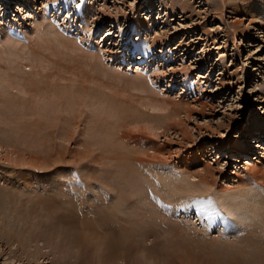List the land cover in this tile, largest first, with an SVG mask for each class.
<instances>
[{
	"label": "rangeland",
	"instance_id": "obj_1",
	"mask_svg": "<svg viewBox=\"0 0 264 264\" xmlns=\"http://www.w3.org/2000/svg\"><path fill=\"white\" fill-rule=\"evenodd\" d=\"M216 1L0 0V264H198L216 247L264 264V223L235 207L264 205V32L251 0ZM94 214L127 229L125 254L100 257Z\"/></svg>",
	"mask_w": 264,
	"mask_h": 264
},
{
	"label": "bare ground",
	"instance_id": "obj_2",
	"mask_svg": "<svg viewBox=\"0 0 264 264\" xmlns=\"http://www.w3.org/2000/svg\"><path fill=\"white\" fill-rule=\"evenodd\" d=\"M221 1V0H220ZM220 1H216V3H215V10L216 9H219V8H222L221 6H223V4L221 5L220 4ZM225 1V0H224ZM222 2V1H221ZM221 5V6H220ZM240 7H242V5H240ZM245 8H248V9H251L252 11H253V14L256 16V17H259L258 19H259V21L258 22H256L259 26V29H262L263 30V32H264V0H251L250 1V5H248V6H246ZM221 10V9H220ZM236 10V9H235ZM251 21V20H250ZM51 22V21H50ZM251 22H253V20L251 21ZM234 26L235 27H237V31H238V33L240 34V36L242 35V37H244V36H246V35H248V26H246V27H243V28H241V24H238V22H235L234 23ZM256 26V25H255ZM51 30H49V31H47V32H45V33H52V32H50ZM52 35V34H51ZM53 35H57L54 31H53ZM53 37V36H52ZM57 37H59V35L57 36ZM62 37V36H61ZM6 39V38H5ZM66 39V38H65ZM62 41V40H61ZM68 42L70 41V40H67ZM57 41H55V43H56ZM63 42V41H62ZM58 43V42H57ZM56 43V44H57ZM61 44H63L64 45V42L63 43H61ZM71 44V43H70ZM7 46V45H6ZM58 46V45H57ZM9 49V48H8ZM72 51V50H71ZM10 52V51H9ZM87 56L88 57H90L91 56V58H93V57H95L94 55H92V54H90V56L87 54ZM93 56V57H92ZM90 59V58H89ZM253 59H255V60H257L258 61V59L259 58H257V57H253ZM92 60V59H91ZM30 64V63H29ZM112 70V69H111ZM107 71V70H106ZM116 71V70H115ZM260 72L261 73H263L262 74V78H263V80L259 83V84H256L252 89H258V91H260V93L262 94V92H263V90H264V70L263 69H260ZM104 73H107V74H109V72H103V74ZM111 74V73H110ZM115 74L117 75V74H120V73H116L115 72ZM139 73H137L136 74V77L134 78V81L133 82H137L138 84H136L135 83V85H137V86H139V84L141 83V85L143 84V81L142 80H139V78L140 79H144V78H142V77H140L141 75H138ZM110 76V75H109ZM118 77H120L119 75H117ZM34 77V76H33ZM113 77V76H112ZM139 77V78H138ZM129 79H132V78H129ZM28 80H31V78L30 79H28ZM37 80V79H36ZM123 80V79H122ZM121 80V81H122ZM37 82H38V80H37ZM123 82V81H122ZM146 82V81H145ZM30 83V82H29ZM33 82H31V84H32ZM115 83V82H114ZM135 85H134V83H133V86L132 87H135ZM38 86V85H37ZM38 88V87H37ZM41 88V87H40ZM46 88V87H45ZM41 90V89H40ZM55 90H56V88H55ZM67 90V91H66ZM64 89V90H58L59 91V93H58V91L56 92V91H54L53 93H51V95H53V94H59V95H63V91H65V93H68V95H66V94H64L63 96H66L67 98H68V96H70V94H72V93H69V92H71L70 90H69V92H68V89ZM46 93V92H45ZM40 94H41V92H40ZM42 95H44V94H42ZM46 95V94H45ZM41 96V95H40ZM58 97V96H57ZM71 97V96H70ZM46 98V97H45ZM52 98V97H51ZM71 98H73V97H71ZM39 99V98H38ZM47 100H49V99H47ZM102 100H104V99H102ZM38 101V100H37ZM40 101V100H39ZM76 101V100H75ZM106 101H107V106L109 105L111 108H113V105H116V104H118V103H116V100H115V98L113 97V98H110L109 96H108V98L106 99ZM49 102V101H48ZM71 102V101H70ZM104 102V101H103ZM164 102H166V101H164ZM43 103H46V101L44 100V102L42 101V103H41V105L43 104ZM159 103V102H158ZM40 105V106H41ZM150 105L152 106V105H154L153 107H159V105L157 104V103H153V104H151L150 103ZM156 105V106H155ZM158 105V106H157ZM22 106V105H21ZM39 106V107H40ZM43 106V105H42ZM45 106H47V103H46V105ZM51 106V105H50ZM106 106V105H105ZM108 106V107H109ZM161 106V105H160ZM163 106V105H162ZM44 107V106H43ZM107 107V108H108ZM116 107H117V105H116ZM47 108V107H46ZM51 108V107H50ZM123 108V107H122ZM41 110L43 109V108H40ZM20 110V109H19ZM21 110H23V109H21ZM40 110V111H41ZM44 110V109H43ZM47 110H48V108H47ZM108 110V109H107ZM117 110H118V107H117ZM116 111V110H115ZM24 112V111H23ZM109 113H110V111H109ZM111 114L114 116V114H113V112H111ZM121 114L122 113H118V111H116V114L115 115H118V117H120L121 116ZM111 115V116H112ZM112 116V117H113ZM141 160V159H140ZM138 162V161H137ZM141 162V161H140ZM141 163H143V161L141 162ZM126 165V164H125ZM151 165H153V164H151ZM127 167H129V166H127ZM155 168V167H154ZM153 169V168H152ZM132 171V170H131ZM156 171V170H155ZM135 172H137V171H135ZM155 173H158V172H155ZM131 174L132 175H134L132 172H131ZM159 175H161L160 173H159ZM129 177V176H128ZM159 177V176H158ZM129 179V178H128ZM176 179V178H175ZM174 179V180H175ZM166 179H164V181H165ZM170 180V181H169ZM168 180V183L170 184V185H174V184H172L173 183V179H169ZM171 180H173L172 182H171ZM160 182H163V178H162V181L161 180H159ZM171 182V183H170ZM163 184H164V182H163ZM168 184V185H169ZM169 185V186H170ZM251 185H254V186H257V188H261L262 190V192H264V184H251ZM169 186H167V187H169ZM175 186V185H174ZM174 186H170L169 188H170V190L172 191V189H174ZM175 189H176V187H175ZM174 189V190H175ZM173 190V191H174ZM177 191V190H176ZM176 191H175V193H176ZM10 192V191H9ZM241 193L242 194H245V195H249V192H248V190H247V188H245V189H243L242 191H241ZM249 196H251V195H249ZM55 198V197H54ZM53 197H40L39 199H37V201H39L38 203H40L41 205H42V203H43V206H45V207H48V208H55V209H57V206H55V202H58L59 204H58V207H59V205H61L63 202H61V201H59V200H57L56 198L54 199ZM252 198V197H251ZM55 201V202H54ZM264 202V201H263ZM246 203V202H245ZM62 206V205H61ZM235 207L236 208H243V209H241L242 211H246L247 212V217L248 218H250V219H253V220H259V221H261L262 223H264V220L262 219V215L264 214V205H262L261 203H258L257 201H254V202H252V203H250L249 204V202H248V204H246V205H242L241 203H235ZM240 210V209H239ZM108 215L107 214H97L96 216H95V214L93 215V216H91V218H93L94 217V219L93 220H84V221H81V223H80V225L82 226V228H83V226L85 225L87 228H90L91 229V227L93 226V227H95V229L97 228V227H99V228H104V229H107V230H105V231H107L106 232V235H107V237H106V240L104 241V245L103 246H105V250H106V252L105 251H102V254L100 255V257L102 258V259H106V257L108 256L107 254H109V255H112V251L114 250V252L117 250V248H119V250L121 251V252H123V254H125V252L128 250V247H127V243H126V241L127 240H124V239H126V235H127V229L126 230H124V233H123V235H121V234H119L120 232H118V229H113L114 227L116 228V226L115 225H117L116 223H113V221L109 218V216L107 217ZM82 219H83V217H82ZM109 224H111V225H109ZM106 225H108V227H106ZM85 226H84V228H85ZM104 226V227H103ZM109 230V231H108ZM97 231H98V229H97ZM261 231H262V229H261ZM261 231H259V233H261ZM263 232V231H262ZM12 235V234H11ZM226 249V248H225ZM156 250V249H155ZM157 252V251H156ZM161 252V251H160ZM214 256H213V259L211 260V261H209V260H207V261H204V260H200V262L198 263V264H238V262H236V261H234V260H230L231 259V257L234 255V253H233V251H229V250H222L221 248L219 249L218 247H216V248H213L212 249V251H210ZM155 253V252H154ZM158 253V252H157ZM159 254V253H158ZM170 256L171 255H174V252H172V253H170L169 254ZM114 258V260H118V259H120V256H117L116 255V257H113ZM169 259H170V262H169V264H178L173 258H171V257H169ZM107 260V259H106ZM121 260V259H120ZM260 260L262 261V262H264V258H260ZM122 261V260H121ZM124 261V260H123ZM161 264H167L164 260H162L161 259ZM182 264H195L193 261L191 262L190 260H189V258L188 257H183V259H182ZM196 264H197V262H196Z\"/></svg>",
	"mask_w": 264,
	"mask_h": 264
},
{
	"label": "snow or ice",
	"instance_id": "obj_3",
	"mask_svg": "<svg viewBox=\"0 0 264 264\" xmlns=\"http://www.w3.org/2000/svg\"><path fill=\"white\" fill-rule=\"evenodd\" d=\"M243 235V233H241Z\"/></svg>",
	"mask_w": 264,
	"mask_h": 264
}]
</instances>
